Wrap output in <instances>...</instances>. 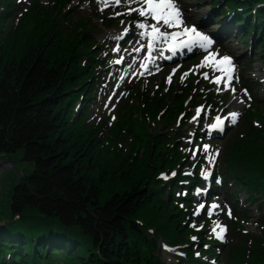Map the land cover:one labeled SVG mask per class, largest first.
Here are the masks:
<instances>
[{
    "label": "trees",
    "instance_id": "1",
    "mask_svg": "<svg viewBox=\"0 0 264 264\" xmlns=\"http://www.w3.org/2000/svg\"><path fill=\"white\" fill-rule=\"evenodd\" d=\"M212 5L221 15L233 12L226 33L245 22L243 43L254 31L256 38L264 30V0H214ZM19 7L17 0H0V156L30 148L35 169L14 186L11 217L0 218V264H164L161 245L183 249L193 244L186 216L197 205L183 200L195 193L201 172L191 177L185 167L179 177L165 182L158 172L166 169L170 174L171 167L182 164L179 152L170 155L174 143L166 141L160 145L168 151L162 161L168 160L169 168L157 169L150 151L148 163L132 155L114 159L119 165L113 167L95 150L96 135L91 137L83 124L69 122L77 98L88 88L79 115L85 102H91V88L103 69L97 63L102 60L98 43H87L92 32L77 30L64 38L59 23H53L56 16L46 14L42 21L47 24L27 34L24 42H3L1 29ZM35 24L38 27L39 20ZM258 42L264 49V32ZM181 140L175 138V146ZM258 147L257 158L264 160V132ZM231 169L223 168V179L213 182L226 190L234 212L243 203H260L262 209L264 164L253 171ZM215 191L217 195L220 189L215 186ZM241 212L239 217L248 218ZM260 221L264 225V218ZM198 238L218 248L220 255L221 242L211 236ZM195 258L189 249L176 257L181 263L186 259L199 264ZM242 264H264V243Z\"/></svg>",
    "mask_w": 264,
    "mask_h": 264
},
{
    "label": "rangeland",
    "instance_id": "2",
    "mask_svg": "<svg viewBox=\"0 0 264 264\" xmlns=\"http://www.w3.org/2000/svg\"><path fill=\"white\" fill-rule=\"evenodd\" d=\"M17 1L20 2L18 13H13L1 29L3 42L7 39L24 42L27 34H31L33 30L39 31L47 24V20L42 21L46 14L50 17L56 16L53 23H59L58 29L64 38L77 30L83 32L89 29L92 32L87 38V43H98L96 52L102 60L97 63L101 65L100 69H103L97 74L91 88L92 92H90L94 93L92 95L89 93L91 102L89 105L85 102L87 104L81 108L83 113L79 115L81 103L85 100V95H88V88L77 98L78 101L75 102L77 108L69 122H71L70 126L83 124L89 132H92L91 137L96 135L97 139L92 142L96 143L95 150L100 151L104 158L110 159L113 167L119 165L114 159L121 160L123 159L121 157L127 159L132 155L136 160L148 163L147 158L151 152L152 160L158 162L157 169L169 168L168 160L162 161L168 154V151H164L160 145L164 141L167 144L174 143L170 155L180 153L181 166L170 168L174 169L176 177L181 175L183 168L189 167V171H185L188 176H194L193 172L206 171L210 173L207 179L213 176L214 180L217 178L221 181L223 175L219 174H222L223 168L253 171L255 167L264 164V160L257 158L256 154V149L261 143V134L264 132L263 43L258 42L260 37L255 38V36L248 37L246 43H243L242 36L248 29H244V26L241 30L239 26L233 28L231 36L223 35L218 29L228 21H226L227 15L221 17L219 11L215 12L216 6L212 5L214 0H177V3L184 11L186 25L197 27L213 40L209 51L232 58L235 65L234 76L238 77V80L232 81L235 92L231 90L218 92V86L211 83L210 79L204 78L205 72L210 78L219 73H214L210 67H196L208 54L205 52L197 56L204 51L200 48L178 50L175 54L167 51L155 65L147 67L148 71H145L141 65L146 64L147 61L148 38L142 39L139 35L141 30L136 27L142 18L135 12L130 15H116V13H127L130 5L126 0L119 6L109 0V7H105L102 0ZM136 6V4L131 5V7ZM206 14H209L208 18ZM200 17L205 21H202V24L198 22ZM36 20L40 23L38 27L35 24ZM148 23L152 21L149 20ZM125 29H128L126 33ZM263 32L264 30L261 29L259 35ZM123 36L125 39H122ZM117 37L121 38L117 39ZM117 48L119 51L115 50ZM137 48L141 50L135 51ZM160 55L159 49L153 51L152 59L155 60ZM169 56L171 59L167 58ZM121 58V63H115ZM191 69L194 71H190ZM173 70L175 74L172 76V82L166 83V78L173 73ZM184 73L189 75L182 81L181 76ZM219 87L223 89V84ZM244 90H247L251 100L244 94ZM241 100L244 101L243 104L239 102ZM197 108H201L202 111L200 117L193 120ZM231 111L240 113L238 122L235 125L229 122L223 132L209 135L206 126L211 125L216 116L223 118ZM234 126L235 128L232 129ZM177 137L178 140H182L175 146L174 140ZM204 145L209 146L207 152L203 149ZM217 152L219 155L215 157L213 163L211 158ZM23 153L18 150L16 153L1 155L7 161L15 162L13 168L5 173L3 192L0 195V218L5 221L11 217L10 197L14 186L22 177L28 176L35 169L33 163L21 161ZM251 157L254 158L253 161ZM165 171L166 169L161 170L158 175L165 178L169 175L167 180L170 181L172 176ZM201 177L204 188L207 179L202 174ZM159 180L161 181V177ZM197 182L194 183L198 184ZM212 185H214L213 180ZM220 185L219 183L215 185L220 189L217 195L211 191L207 192L206 196L195 192L190 198L183 200L191 205H197L195 211L187 214L188 225L185 226L188 230L194 231L196 239L192 245L183 246V249L177 245L173 247L161 245V262L196 264L186 259L181 263L176 259L180 252L186 253L189 249L193 251L195 261H199V264H242L247 262L254 250L261 249L264 243V225L260 220L264 218V207L261 209L260 203L251 206L243 203L234 212L226 190ZM167 198V193H163L162 199L167 200ZM211 203H218L220 208L215 209L210 215ZM200 204L205 207L197 214ZM229 208L232 213L231 218L226 214ZM241 209L248 218L239 217L242 215V212L239 214ZM236 216L239 218L237 219ZM217 223L229 226L225 241L221 242L224 247L220 249V255L218 248L211 247L208 245L209 242L205 244L206 240L198 238L211 236L214 242H218L212 232ZM214 249L217 250L215 255L212 253ZM226 253L227 255H224Z\"/></svg>",
    "mask_w": 264,
    "mask_h": 264
},
{
    "label": "snow or ice",
    "instance_id": "3",
    "mask_svg": "<svg viewBox=\"0 0 264 264\" xmlns=\"http://www.w3.org/2000/svg\"><path fill=\"white\" fill-rule=\"evenodd\" d=\"M105 7H109V0H102ZM124 0H111V3L119 6ZM126 2L130 5L127 13H116V15L128 14L135 12L142 18L141 22L136 24V27L140 29V37L143 39L145 37L148 38V56L147 60L150 62H154L152 60V52L156 50H160V54L163 55V48L161 46H166L167 51L175 54L177 49L186 48L188 50H192L194 48H200L207 52L208 54L204 57V60L200 65L196 66L197 68L210 67L213 69L214 73H219V75H214L213 77H209L208 73H203L205 79H210V82L217 85V91L222 90H231L235 92L236 89L232 86L233 79L238 80V77L234 76L235 73V65L230 56L224 55L220 56L219 53L214 51H209L212 48L213 40L210 37L199 31L195 26H188L185 24L183 19V14L178 6L177 0H126ZM132 4H136V7H131ZM103 10V9H102ZM152 21V23H148V21ZM123 23V21H122ZM162 29H176V31H166ZM125 33L128 29L124 30ZM121 37H117L119 39ZM119 51V49H115ZM141 49L137 48L135 51L139 52ZM171 59V56L167 57ZM122 62V58L115 61V63L119 64ZM145 71H148L147 65H141ZM190 71H194L191 69ZM175 74V70L166 78V83L172 82V76ZM143 75V73H141ZM189 73H184L181 76V80L183 81ZM223 84V89L219 87ZM244 94L251 100V96L248 94L247 90H244ZM240 103H244V101H239ZM202 109L197 108L196 114L193 117V120H196L200 117ZM240 117V113L237 111H231L227 116L215 117V123L210 125L212 130H218L223 132L225 122L228 121L231 124L235 125L238 122ZM115 119V117H113ZM179 123V121H178ZM259 126V125H257ZM209 146L204 145L203 149L205 152L208 151ZM195 154V153H193ZM219 153H215L212 156V162L215 163V157L218 156ZM205 179L210 175L208 172L201 173ZM175 175V173H173ZM200 190H197L199 194ZM205 205L200 204L197 208V214H199L200 210L204 209ZM220 208V205L213 204L211 206L212 210ZM211 215V211L209 212ZM229 218H231V209H227L226 213ZM195 227V225H193ZM217 229H219L217 231ZM215 238L220 240L221 242L225 241V236L227 232V227L216 224V227L212 229ZM195 241L196 237H192ZM199 255V253H197Z\"/></svg>",
    "mask_w": 264,
    "mask_h": 264
},
{
    "label": "water",
    "instance_id": "4",
    "mask_svg": "<svg viewBox=\"0 0 264 264\" xmlns=\"http://www.w3.org/2000/svg\"><path fill=\"white\" fill-rule=\"evenodd\" d=\"M205 53V51H201L197 56H200V54ZM196 56V57H197ZM235 128L232 127V129ZM23 158L21 159L22 162H26V163H34L35 162V158H34V154L33 151L30 148H27L25 150L24 155L22 156ZM15 165L14 161H7L6 159L2 158L0 156V195L2 194V188H3V184H4V176H5V172L6 170L9 168V170L11 168H13V166Z\"/></svg>",
    "mask_w": 264,
    "mask_h": 264
},
{
    "label": "bare ground",
    "instance_id": "5",
    "mask_svg": "<svg viewBox=\"0 0 264 264\" xmlns=\"http://www.w3.org/2000/svg\"><path fill=\"white\" fill-rule=\"evenodd\" d=\"M179 6V5H178ZM179 8H180V10H181V12H182V14H183V19H184V22H185V24H186V21H185V19H186V17H185V14H184V11L182 10V8H181V6H179ZM209 14H206L205 16H206V18H208L209 16H208ZM229 19L230 20H232V17L230 18L229 17ZM203 21V18L202 17H200L199 18V20H198V22H202ZM197 22V23H198ZM203 22H205V21H203ZM188 25V24H187ZM188 26H191L190 24L188 25ZM239 26V29H243V26H244V29H246L247 28V26H246V24H245V22H243V23H241L240 25H238ZM260 32V31H259ZM259 32L257 33V37H260V35H259ZM254 33H255V31L252 33V37L254 38ZM124 38V36L122 37V39ZM125 39V38H124ZM217 41H219V40H217ZM162 47V46H161ZM224 48H227V47H225V46H223ZM163 48V53H164V55L167 53V48H166V46H164V47H162ZM161 56H163V55H160V57H158L156 60H153L154 62H150L149 60H147L145 63H146V65H147V67H151V66H153V65H155L156 64V62H158V60L161 58ZM130 57V56H129ZM9 169V168H8ZM7 169V170H8ZM6 170V171H7ZM6 173V172H5ZM207 183V185H209V179H207V181H206Z\"/></svg>",
    "mask_w": 264,
    "mask_h": 264
}]
</instances>
